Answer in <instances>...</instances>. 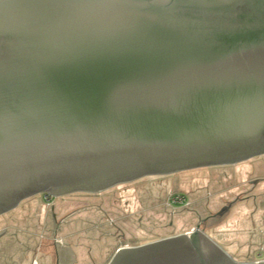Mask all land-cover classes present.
Listing matches in <instances>:
<instances>
[{
    "label": "water",
    "instance_id": "1",
    "mask_svg": "<svg viewBox=\"0 0 264 264\" xmlns=\"http://www.w3.org/2000/svg\"><path fill=\"white\" fill-rule=\"evenodd\" d=\"M261 155L264 0H0V216ZM108 264L264 260L199 226Z\"/></svg>",
    "mask_w": 264,
    "mask_h": 264
},
{
    "label": "rangeland",
    "instance_id": "2",
    "mask_svg": "<svg viewBox=\"0 0 264 264\" xmlns=\"http://www.w3.org/2000/svg\"><path fill=\"white\" fill-rule=\"evenodd\" d=\"M237 198L243 200L205 232L236 261L264 260L261 155L145 177L100 194L30 197L0 216V264H108L120 245L190 232Z\"/></svg>",
    "mask_w": 264,
    "mask_h": 264
},
{
    "label": "flooded vegetation",
    "instance_id": "3",
    "mask_svg": "<svg viewBox=\"0 0 264 264\" xmlns=\"http://www.w3.org/2000/svg\"><path fill=\"white\" fill-rule=\"evenodd\" d=\"M246 198H248V197H246ZM240 200H243V199H238L237 198L236 200H234L232 202H229V204H227L224 208H229L231 210ZM173 204H177V202H174ZM218 213L207 215L205 218L204 217L203 218L201 217L200 220H199V222L197 223V225L194 227V230H196L199 226H200V229H202L204 231H206L207 228L212 229L216 225L215 223L219 220V218H222V217L225 216V215L218 216L217 215ZM227 213H225V214H227ZM185 233H187V232H185ZM182 234H184V233H182ZM178 235H180V234H178ZM172 236H174V235L166 236V237H163V238H157L156 240H160V239H164V238H168V237H172ZM156 240H153V241H156ZM149 242L150 241H148V243ZM145 243H147V242H145ZM140 245H143V244L142 243H138V244H135V245H120L117 248V250L120 249V248H123V247H135V246H140Z\"/></svg>",
    "mask_w": 264,
    "mask_h": 264
},
{
    "label": "crops",
    "instance_id": "4",
    "mask_svg": "<svg viewBox=\"0 0 264 264\" xmlns=\"http://www.w3.org/2000/svg\"><path fill=\"white\" fill-rule=\"evenodd\" d=\"M36 264V263H35Z\"/></svg>",
    "mask_w": 264,
    "mask_h": 264
}]
</instances>
